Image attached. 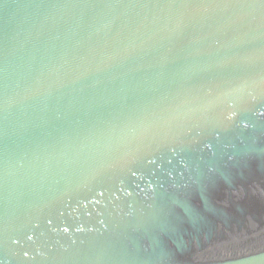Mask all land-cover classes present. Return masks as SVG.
<instances>
[{
    "label": "water",
    "instance_id": "95a60500",
    "mask_svg": "<svg viewBox=\"0 0 264 264\" xmlns=\"http://www.w3.org/2000/svg\"><path fill=\"white\" fill-rule=\"evenodd\" d=\"M0 264H264V0H0Z\"/></svg>",
    "mask_w": 264,
    "mask_h": 264
}]
</instances>
